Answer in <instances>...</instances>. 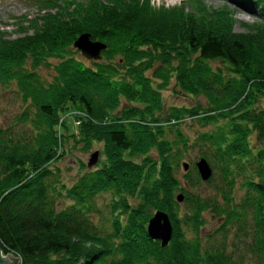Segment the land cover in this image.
Wrapping results in <instances>:
<instances>
[{
  "label": "trees",
  "instance_id": "obj_1",
  "mask_svg": "<svg viewBox=\"0 0 264 264\" xmlns=\"http://www.w3.org/2000/svg\"><path fill=\"white\" fill-rule=\"evenodd\" d=\"M243 2L258 7L260 23L239 35L225 18L147 0H85L72 11L59 1L15 39L0 32V89L30 110L14 121L22 130L0 128L2 253L17 264H264V0ZM83 33L105 46L97 61L72 48ZM40 68L52 70L49 82ZM170 84L204 105L164 111ZM72 109L84 113L76 138L60 122ZM184 120L206 128L191 143ZM69 139L82 153L101 144L102 160L80 165L66 186L55 165ZM195 147L211 169L205 182L196 160L181 168ZM216 176L215 196L192 192ZM99 198L106 226L92 220ZM155 212L172 230L162 248L145 232ZM206 215L220 223L202 236Z\"/></svg>",
  "mask_w": 264,
  "mask_h": 264
},
{
  "label": "rangeland",
  "instance_id": "obj_2",
  "mask_svg": "<svg viewBox=\"0 0 264 264\" xmlns=\"http://www.w3.org/2000/svg\"><path fill=\"white\" fill-rule=\"evenodd\" d=\"M33 0H0V32L3 33L7 37V39H15L25 31V27L27 25H32L39 17L42 16V14L45 12H48L52 6L59 7V1H61V5L70 6L71 11L74 10L72 7L76 3L80 4L84 2L85 0H66L67 4H65L64 0H52L54 3L51 7L45 6L39 8L36 6L33 2ZM150 4V6L157 10V9H182L183 12H187V14H194L198 18L201 14H198L200 11H202V15L205 17L210 18V20H215V18L223 19L225 18L226 21L230 24L228 27L229 32L231 34L239 35V34H245L246 27H250L252 25H256L260 23V18L258 15V7H254L248 4H245L244 0H174L173 3H167L166 0H147ZM58 4L56 5V3ZM79 6V5H76ZM61 7V6H60ZM181 10V11H182ZM197 13V14H196ZM219 14H222V16H217ZM28 23V24H26ZM24 25V26H23ZM84 34V33H83ZM79 36H77L78 38ZM76 38V39H77ZM75 39V40H76ZM74 40V41H75ZM73 41V42H74ZM90 41V40H89ZM95 42V41H90ZM73 44V43H72ZM75 50V49H74ZM77 51V50H76ZM78 52V51H77ZM79 53V52H78ZM78 58L82 62H86L81 56L80 53L78 54ZM38 75L46 82H49L53 76V72L51 69H43L40 68L37 71ZM161 99L163 103V110L166 111L170 107H192L195 104L204 105V100L202 97H189L182 95L178 92L173 93L172 86H170L161 92ZM125 104L121 102L120 108L124 107ZM259 107L261 109H264V100L259 102ZM25 110V106L19 101L18 97L14 93L13 88L9 89H0V128L4 129L6 127H12L14 130L19 129L22 130L24 127L21 126V124L17 125V122L14 123L15 120L23 113ZM30 113V110H28ZM73 113H79L84 115V113L78 109H72L68 110L67 114L64 113V119L66 123V128L68 129V135H71L72 137H77V127L73 125L71 122V115ZM71 114V115H70ZM19 123V122H18ZM179 130L182 133L183 136H185L188 139V143H191L194 137L204 131L206 128H202L199 125H197V122L195 120H184L180 126ZM168 138L170 140L174 139L172 135H168ZM65 146V155L64 157L58 161V163L55 165V167L59 170V173L61 174V179L63 183L66 186H70L74 180L75 177L78 175V173L81 171L80 165L86 166V163L89 159V156L97 152L98 153V161L97 163L86 170H92L96 166L99 165L100 161L102 160V156L100 154L101 144H93L91 149L88 152H81L79 147H72L71 139ZM264 144V143H263ZM154 153H151V157H154ZM197 148H191L189 149L186 154L183 156L182 162L189 163L191 161H197ZM181 170L177 171L176 178L181 183ZM213 185L210 186H204L201 185L198 188H196L192 192H198V194L202 196H215V189L218 185L217 176L212 183ZM241 193H236L235 195V201L238 200ZM218 201L220 202V198L217 197ZM106 199H97L96 200V206L99 210V214L94 215L92 217V220L95 224H99V226H106L104 219L108 217V209L105 206ZM154 213H152L153 215ZM150 216V218L152 217ZM149 218V219H150ZM148 219V220H149ZM206 225L201 230V235H207L213 230L216 229L218 224L220 223V220H212L209 215L205 216ZM148 223V221H147ZM146 223V225H147ZM146 228V227H145ZM228 235V240L230 241L232 238L233 230L230 231ZM10 255V258L17 259V263H19L18 257H15L10 252H4L2 253L0 251V257L4 258L5 255Z\"/></svg>",
  "mask_w": 264,
  "mask_h": 264
},
{
  "label": "water",
  "instance_id": "obj_3",
  "mask_svg": "<svg viewBox=\"0 0 264 264\" xmlns=\"http://www.w3.org/2000/svg\"><path fill=\"white\" fill-rule=\"evenodd\" d=\"M72 48L77 50L84 60L97 61L99 59L100 52L104 50L105 46L100 42H90L89 35L82 34L73 42ZM97 161L98 153L94 152L89 156L86 168L89 169L93 167ZM194 167L201 182H205L210 178L211 169L204 159H198L194 163ZM181 168L182 171L185 172L188 169V165L186 163H182ZM182 199L183 197L180 194L175 196V201L177 203H181ZM171 231L169 220L162 212H155L148 220L145 228L147 238L151 241H157L161 248L168 244L171 237ZM0 264H17V259H12L10 258V255L6 254L4 258L0 257Z\"/></svg>",
  "mask_w": 264,
  "mask_h": 264
},
{
  "label": "built area",
  "instance_id": "obj_4",
  "mask_svg": "<svg viewBox=\"0 0 264 264\" xmlns=\"http://www.w3.org/2000/svg\"><path fill=\"white\" fill-rule=\"evenodd\" d=\"M67 114V113H66ZM65 115V114H64ZM64 115L60 118V122H63V123H65V119L63 118L64 117ZM71 115V114H70ZM84 118V115H82V117H81V114H79V113H73L72 115H71V122L73 123V125L75 126V127H78L79 126V124H80V122H81V120Z\"/></svg>",
  "mask_w": 264,
  "mask_h": 264
},
{
  "label": "bare ground",
  "instance_id": "obj_5",
  "mask_svg": "<svg viewBox=\"0 0 264 264\" xmlns=\"http://www.w3.org/2000/svg\"><path fill=\"white\" fill-rule=\"evenodd\" d=\"M174 0H166L167 3H173Z\"/></svg>",
  "mask_w": 264,
  "mask_h": 264
}]
</instances>
